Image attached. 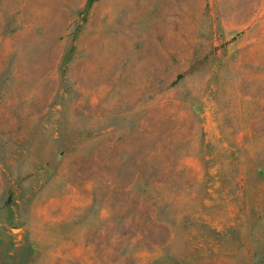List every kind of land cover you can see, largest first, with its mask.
Instances as JSON below:
<instances>
[{
  "label": "rangeland",
  "instance_id": "obj_1",
  "mask_svg": "<svg viewBox=\"0 0 264 264\" xmlns=\"http://www.w3.org/2000/svg\"><path fill=\"white\" fill-rule=\"evenodd\" d=\"M0 264H264V0H0Z\"/></svg>",
  "mask_w": 264,
  "mask_h": 264
}]
</instances>
